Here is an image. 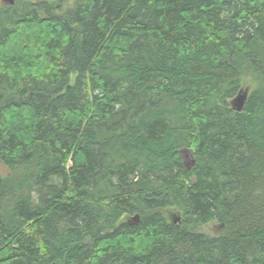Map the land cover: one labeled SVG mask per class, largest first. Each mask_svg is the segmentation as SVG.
I'll return each mask as SVG.
<instances>
[{"label": "trees", "instance_id": "1", "mask_svg": "<svg viewBox=\"0 0 264 264\" xmlns=\"http://www.w3.org/2000/svg\"><path fill=\"white\" fill-rule=\"evenodd\" d=\"M0 264H264V0H0Z\"/></svg>", "mask_w": 264, "mask_h": 264}, {"label": "water", "instance_id": "2", "mask_svg": "<svg viewBox=\"0 0 264 264\" xmlns=\"http://www.w3.org/2000/svg\"><path fill=\"white\" fill-rule=\"evenodd\" d=\"M10 4H13V0H8ZM248 89L247 88H241L237 92L236 96H234L231 100H229V106L231 110L235 112H242L247 100H248ZM194 160L192 159L191 163L189 165H193ZM189 165H187L189 167ZM138 215H136V220L138 219Z\"/></svg>", "mask_w": 264, "mask_h": 264}, {"label": "rangeland", "instance_id": "3", "mask_svg": "<svg viewBox=\"0 0 264 264\" xmlns=\"http://www.w3.org/2000/svg\"><path fill=\"white\" fill-rule=\"evenodd\" d=\"M5 2L8 4L10 3L8 0H5ZM182 158H183V161L186 165H189L192 161V157L190 155V153L188 151H183L182 153ZM207 231L209 232H216L217 231V226H211V227H207L206 228Z\"/></svg>", "mask_w": 264, "mask_h": 264}, {"label": "bare ground", "instance_id": "4", "mask_svg": "<svg viewBox=\"0 0 264 264\" xmlns=\"http://www.w3.org/2000/svg\"><path fill=\"white\" fill-rule=\"evenodd\" d=\"M239 91V90H238Z\"/></svg>", "mask_w": 264, "mask_h": 264}]
</instances>
